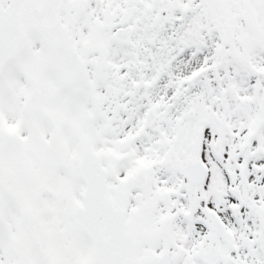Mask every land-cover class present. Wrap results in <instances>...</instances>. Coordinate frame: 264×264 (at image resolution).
<instances>
[{
  "label": "snow or ice",
  "instance_id": "1",
  "mask_svg": "<svg viewBox=\"0 0 264 264\" xmlns=\"http://www.w3.org/2000/svg\"><path fill=\"white\" fill-rule=\"evenodd\" d=\"M0 264H264V0H0Z\"/></svg>",
  "mask_w": 264,
  "mask_h": 264
}]
</instances>
